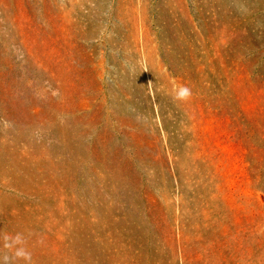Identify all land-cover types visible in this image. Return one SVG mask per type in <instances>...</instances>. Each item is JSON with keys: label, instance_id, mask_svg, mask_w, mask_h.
<instances>
[{"label": "rangeland", "instance_id": "obj_1", "mask_svg": "<svg viewBox=\"0 0 264 264\" xmlns=\"http://www.w3.org/2000/svg\"><path fill=\"white\" fill-rule=\"evenodd\" d=\"M5 233L32 264H264V0H0Z\"/></svg>", "mask_w": 264, "mask_h": 264}, {"label": "clouds", "instance_id": "obj_2", "mask_svg": "<svg viewBox=\"0 0 264 264\" xmlns=\"http://www.w3.org/2000/svg\"><path fill=\"white\" fill-rule=\"evenodd\" d=\"M192 96V90L186 85L173 88L172 98L175 101L187 102ZM0 243L6 253L0 255V264H14L15 261H24V264H32V254L26 247V240L22 233L15 235H0Z\"/></svg>", "mask_w": 264, "mask_h": 264}]
</instances>
